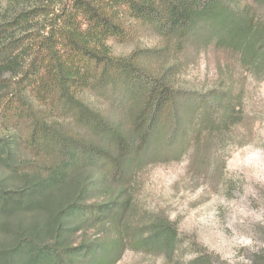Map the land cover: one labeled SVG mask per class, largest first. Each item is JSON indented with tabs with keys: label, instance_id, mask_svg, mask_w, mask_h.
Here are the masks:
<instances>
[{
	"label": "trees",
	"instance_id": "1",
	"mask_svg": "<svg viewBox=\"0 0 264 264\" xmlns=\"http://www.w3.org/2000/svg\"><path fill=\"white\" fill-rule=\"evenodd\" d=\"M10 1L0 0V9L6 5L0 16V166L19 175L16 150L23 146L40 163L27 185L0 180V218L33 221L16 227L12 242H0V264H117L125 243L115 228L130 212L136 170L153 152L174 145H163L164 115L173 112L176 127L196 111L143 68L138 51L116 57L108 42L132 43L148 26L161 42L155 57L207 40L264 69V23L242 0H66L52 16L40 6L12 11ZM41 19L49 21L45 36L24 34ZM85 93L120 111L131 127L89 107ZM208 106L214 116L204 115L209 131L233 125L227 97L209 99ZM62 107L79 116L80 133L57 127ZM99 225L112 226L118 237L70 242L83 227ZM165 229L150 230L134 247L163 251L173 239Z\"/></svg>",
	"mask_w": 264,
	"mask_h": 264
},
{
	"label": "rangeland",
	"instance_id": "2",
	"mask_svg": "<svg viewBox=\"0 0 264 264\" xmlns=\"http://www.w3.org/2000/svg\"><path fill=\"white\" fill-rule=\"evenodd\" d=\"M64 1L11 0L10 9L40 6L52 16ZM242 2L264 23V5L256 0ZM48 22L33 23L24 34L43 37ZM157 34L145 26L132 43L111 40L108 44L120 58L138 51L143 68L163 78L176 101H190L196 116L175 127L174 113L164 115L163 145L172 140L174 145L153 152L136 170L130 212L115 228L125 243L117 264H264V69L245 64L239 52L207 40H191L169 57L162 49L161 57H155L161 47ZM22 55L25 58L26 54ZM124 80L120 77L117 83ZM225 97L234 107L233 125L212 133L204 121L205 114L210 115L209 121L214 118L208 100L221 102ZM82 99L112 122L131 127L120 111L92 93H85ZM55 116L60 130L73 134L82 130L79 116L69 107H62ZM6 134L15 136L13 131ZM16 152V161L23 167L19 175L0 166V180L11 187L31 183L40 163L24 146ZM32 223V219L13 216L0 218V242H12L16 227ZM110 225L83 227L70 242L77 246L83 240L115 239L118 236ZM159 225L173 232L170 246L163 251L134 247L133 240L147 236Z\"/></svg>",
	"mask_w": 264,
	"mask_h": 264
}]
</instances>
